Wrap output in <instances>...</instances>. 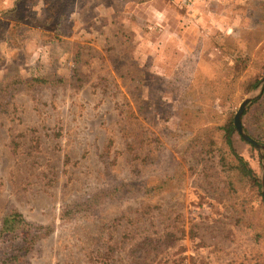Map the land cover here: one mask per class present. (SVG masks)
I'll list each match as a JSON object with an SVG mask.
<instances>
[{
	"label": "rangeland",
	"instance_id": "rangeland-1",
	"mask_svg": "<svg viewBox=\"0 0 264 264\" xmlns=\"http://www.w3.org/2000/svg\"><path fill=\"white\" fill-rule=\"evenodd\" d=\"M263 42L264 0H0V223L42 229L24 263L264 264ZM257 95L259 148L234 127Z\"/></svg>",
	"mask_w": 264,
	"mask_h": 264
},
{
	"label": "trees",
	"instance_id": "trees-1",
	"mask_svg": "<svg viewBox=\"0 0 264 264\" xmlns=\"http://www.w3.org/2000/svg\"><path fill=\"white\" fill-rule=\"evenodd\" d=\"M255 84V83H254ZM254 86V85H253ZM235 134L232 120L224 126V138L227 146L235 157V168L243 177L253 179V173L247 163L239 157L232 146V136ZM194 140H196L194 138ZM254 180V179H253ZM42 229L33 223L26 221L17 210L5 214L0 223V243L11 240H21L22 246L16 248L17 253L13 255L14 264H21L28 257L27 251L40 239ZM18 254V255H17ZM21 260V261H20ZM25 264V263H24Z\"/></svg>",
	"mask_w": 264,
	"mask_h": 264
},
{
	"label": "water",
	"instance_id": "water-1",
	"mask_svg": "<svg viewBox=\"0 0 264 264\" xmlns=\"http://www.w3.org/2000/svg\"><path fill=\"white\" fill-rule=\"evenodd\" d=\"M262 89L260 91V93L262 92L263 88H264V76L262 78ZM257 96L252 97V98H246L245 100H243L234 116V127L236 129V131L238 132V134L240 135V137L244 140L247 141L248 143L254 145L255 147L259 148L260 146L254 141L252 140L247 134L244 133L242 126H241V116L243 114L244 109L246 108L247 104L249 102H251V100L255 99Z\"/></svg>",
	"mask_w": 264,
	"mask_h": 264
},
{
	"label": "crops",
	"instance_id": "crops-1",
	"mask_svg": "<svg viewBox=\"0 0 264 264\" xmlns=\"http://www.w3.org/2000/svg\"><path fill=\"white\" fill-rule=\"evenodd\" d=\"M225 13H227V12H225ZM231 14H233V15H232V18H235V16H237V14H236L235 12H233V11H232ZM201 16H202L201 18H204V19L207 18V14H206V13H204V15L201 14ZM237 21H238V20H236L235 22H237ZM234 24H235V23H234ZM232 28H234L233 25H232ZM235 28H236V27H235ZM239 28H241V27H239ZM237 30H238V32H236V34H234V33L232 34V33H231V35H235V38H236V35H241L240 30H239V29H237ZM237 38H238V37H237ZM239 39H241V38H239ZM263 43H264V42H263ZM240 47H241V48H244V45L242 44Z\"/></svg>",
	"mask_w": 264,
	"mask_h": 264
},
{
	"label": "built area",
	"instance_id": "built-area-1",
	"mask_svg": "<svg viewBox=\"0 0 264 264\" xmlns=\"http://www.w3.org/2000/svg\"><path fill=\"white\" fill-rule=\"evenodd\" d=\"M182 2L185 4L186 0H182Z\"/></svg>",
	"mask_w": 264,
	"mask_h": 264
}]
</instances>
